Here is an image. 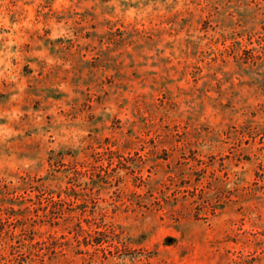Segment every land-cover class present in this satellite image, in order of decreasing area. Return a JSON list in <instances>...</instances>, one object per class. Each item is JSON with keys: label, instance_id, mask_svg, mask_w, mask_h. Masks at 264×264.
<instances>
[{"label": "rangeland", "instance_id": "1", "mask_svg": "<svg viewBox=\"0 0 264 264\" xmlns=\"http://www.w3.org/2000/svg\"><path fill=\"white\" fill-rule=\"evenodd\" d=\"M0 264H264V0H0Z\"/></svg>", "mask_w": 264, "mask_h": 264}]
</instances>
